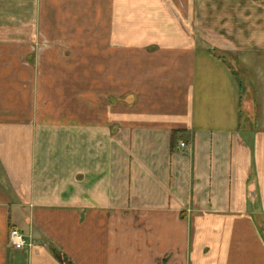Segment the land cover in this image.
<instances>
[{"label": "crops", "instance_id": "crops-1", "mask_svg": "<svg viewBox=\"0 0 264 264\" xmlns=\"http://www.w3.org/2000/svg\"><path fill=\"white\" fill-rule=\"evenodd\" d=\"M199 9L0 0V264H264V52Z\"/></svg>", "mask_w": 264, "mask_h": 264}, {"label": "rangeland", "instance_id": "rangeland-1", "mask_svg": "<svg viewBox=\"0 0 264 264\" xmlns=\"http://www.w3.org/2000/svg\"><path fill=\"white\" fill-rule=\"evenodd\" d=\"M199 5L201 13L197 15L195 33L200 32L201 35L215 38L213 45L203 43L214 56L225 57L233 63V57L243 54L242 51L255 55L264 52V0H199ZM198 43L201 41L198 40ZM59 48L65 54L68 53L66 47ZM29 49L32 52L30 57H34L37 51L40 57H47L51 52L46 44L39 45L37 49L31 45ZM92 50H96V47ZM79 57H83V52ZM236 69L241 70L239 66ZM239 80L250 86L252 84L247 77L239 76ZM256 223L264 236V217L260 221L257 219Z\"/></svg>", "mask_w": 264, "mask_h": 264}, {"label": "built area", "instance_id": "built-area-1", "mask_svg": "<svg viewBox=\"0 0 264 264\" xmlns=\"http://www.w3.org/2000/svg\"><path fill=\"white\" fill-rule=\"evenodd\" d=\"M180 146L184 147L185 143L181 142ZM8 239H9V244L11 245V247L15 249H22L25 247H30L32 245L29 238L25 234H23L21 231L15 228L10 229Z\"/></svg>", "mask_w": 264, "mask_h": 264}]
</instances>
